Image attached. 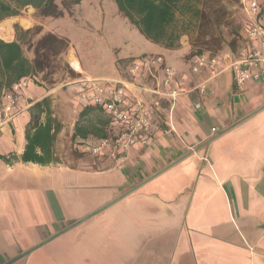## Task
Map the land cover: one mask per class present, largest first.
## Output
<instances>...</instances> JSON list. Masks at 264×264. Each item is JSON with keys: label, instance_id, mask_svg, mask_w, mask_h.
Here are the masks:
<instances>
[{"label": "crops", "instance_id": "1", "mask_svg": "<svg viewBox=\"0 0 264 264\" xmlns=\"http://www.w3.org/2000/svg\"><path fill=\"white\" fill-rule=\"evenodd\" d=\"M3 40L18 39L13 36ZM183 42L172 49L155 43L157 48L148 55L161 56L184 79H175L172 86H165L163 68L155 66L126 82L127 103L135 95L160 102L152 114L147 144H113L98 156L96 167L89 158L81 160L78 167H69L59 154L62 131L68 129L73 136L84 108L77 101L76 82L83 77L126 81L118 60L143 56L122 53L113 45L109 47L107 62L102 61L105 71H92L77 57L86 69H75L79 75L71 82L74 83L69 93L78 107L77 115L71 114L69 119L55 108L53 90L37 89L33 81L26 79L27 86L17 94L18 113L0 126V155L21 156L26 145L25 128L31 118L29 108L51 96L53 115L64 125L55 142L59 159L55 164L80 173L116 175L113 181L117 183L114 187L122 191L120 199L134 198L136 205L157 202L171 221L175 214L180 215L172 261L177 258L178 264H264V64L259 78L237 86L228 68L231 56H219L221 64L195 74L191 70L193 54ZM140 87H158L164 92L183 87L186 93L173 99L145 93ZM102 114L105 120L99 117L94 122L108 121L109 127L107 115L103 111ZM30 164L35 163L18 161L10 165L0 159V182L17 176L15 171ZM6 194L0 189V254L13 252L14 257L1 260L0 256V264H23V257L18 255L26 251L29 255L34 245L27 247L31 237L18 229L24 217L29 220L28 211L22 209L31 204L24 198L19 202L16 194ZM186 227L189 235L184 232Z\"/></svg>", "mask_w": 264, "mask_h": 264}, {"label": "rangeland", "instance_id": "2", "mask_svg": "<svg viewBox=\"0 0 264 264\" xmlns=\"http://www.w3.org/2000/svg\"><path fill=\"white\" fill-rule=\"evenodd\" d=\"M74 1L55 0L62 11L59 17L43 15L40 10L26 6L18 16L7 18L13 20V36L21 41L22 50L31 61L36 58L40 40L48 33L58 32L60 35L57 36L66 40L64 49L59 46L47 51V68L32 78L35 88L53 90L57 100L55 108L65 119L71 114L77 115L78 107L69 93L74 83L71 82L79 75L70 61L72 53L81 59L84 67L102 72L106 70L102 61L107 62L109 47L113 45L122 53L135 55H148L157 48V43L145 37L119 11L115 0H81L79 4H73ZM194 6L198 13L190 9H186L184 15L178 13L185 31L176 47L184 41L191 54L235 56L244 44V14L239 0H197ZM120 71L126 76L125 69L120 68ZM4 103L7 99L2 100L0 110ZM17 105L18 101L14 112H18ZM93 115L105 120L100 112ZM59 144V154L69 167H78L86 158L93 160L94 167L98 164V156L83 152L68 129L62 131ZM29 167H22L15 171L17 176L0 182L4 194H16L19 202L24 198L31 204L22 209L28 211L29 220L24 217L18 229L31 237L32 242L27 243V247L34 245L29 255V251L24 253L25 256L18 255L23 257V264L179 263L177 258L171 259L180 232V228L177 229L180 215L175 214L171 221L157 202L150 200L136 205L134 198L120 199L122 191L114 187L117 186L113 181L116 175L111 173H80L55 163L30 164ZM107 204L110 205L83 220ZM184 232L189 235L187 227ZM45 241L48 243L43 244ZM35 246L40 248L33 250ZM1 249L5 248L1 246ZM12 254L3 251L1 260L14 257Z\"/></svg>", "mask_w": 264, "mask_h": 264}, {"label": "trees", "instance_id": "3", "mask_svg": "<svg viewBox=\"0 0 264 264\" xmlns=\"http://www.w3.org/2000/svg\"><path fill=\"white\" fill-rule=\"evenodd\" d=\"M80 1L75 0L73 4H79ZM115 2L120 12L145 37L169 49L178 45L182 32L185 31L184 23L180 24L178 20V13L184 15L186 9L199 12L198 8L194 6L197 0H115ZM26 6L40 10L43 15L59 17L62 14L55 0H0V21L18 16L20 10ZM39 44L41 46L36 49V58L31 61L25 56L19 39L6 42L0 38V103L4 92L13 90L15 84L23 79L32 81L36 73L47 68L49 59L47 51L52 50V47L56 49L61 46V49H64L67 46L65 39L59 38L53 33L42 37ZM132 61L134 58L118 60V63L124 70ZM123 75L125 76V74ZM29 111L31 118L25 128L26 145L23 153L19 157L14 153L0 155V159L10 165L18 161L40 165L58 163L55 142L63 125L53 115L51 97L45 96L35 102L30 106ZM102 111L99 106H84L72 136L76 145L78 138L107 137L108 121L94 122L99 115L93 114L102 113Z\"/></svg>", "mask_w": 264, "mask_h": 264}, {"label": "built area", "instance_id": "4", "mask_svg": "<svg viewBox=\"0 0 264 264\" xmlns=\"http://www.w3.org/2000/svg\"><path fill=\"white\" fill-rule=\"evenodd\" d=\"M244 14V44L235 56L231 58L230 68L233 80L237 86H242L250 79L261 76L264 64V0H239ZM219 56L207 53H196L191 57V70L198 74L204 68H211L221 64ZM162 67L164 71V85L172 86L175 79H184L178 72L164 63L159 55H143L134 59L125 68L126 81L112 79H96L83 77L78 80V98L82 105H93L102 108L109 119L108 136L86 139L78 138L76 141L85 153L99 156L113 144L124 147L136 143H148V137L152 130V114L158 109L160 102L150 101L145 97L131 96L130 104L126 102L127 81L137 77L144 69ZM214 71V70H213ZM128 77V78H127ZM27 86V80L23 79L15 84L13 90L4 92L3 98L7 103L0 110V126L12 120L18 112H14L18 91ZM203 86H199L201 92ZM145 93L153 95H166L173 99L186 93L185 88H172L170 92L161 91L160 88L140 87Z\"/></svg>", "mask_w": 264, "mask_h": 264}, {"label": "bare ground", "instance_id": "5", "mask_svg": "<svg viewBox=\"0 0 264 264\" xmlns=\"http://www.w3.org/2000/svg\"><path fill=\"white\" fill-rule=\"evenodd\" d=\"M13 20L6 19L0 23V37L6 40L13 37ZM70 61L74 64L78 71H83L81 63L79 59L76 57L74 53L70 55Z\"/></svg>", "mask_w": 264, "mask_h": 264}, {"label": "water", "instance_id": "6", "mask_svg": "<svg viewBox=\"0 0 264 264\" xmlns=\"http://www.w3.org/2000/svg\"><path fill=\"white\" fill-rule=\"evenodd\" d=\"M29 8H31V6H29ZM110 204H107V205H105V206H103L102 208H100L99 210H97L96 212H94L93 214H91V215H89V216H86L83 220H86V219H88V218H90L92 215H94V214H96V213H99L100 211H102L103 209H105L107 206H109ZM50 240V239H49ZM45 242H47V241H45ZM45 242H43V243H45Z\"/></svg>", "mask_w": 264, "mask_h": 264}]
</instances>
